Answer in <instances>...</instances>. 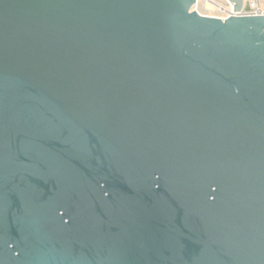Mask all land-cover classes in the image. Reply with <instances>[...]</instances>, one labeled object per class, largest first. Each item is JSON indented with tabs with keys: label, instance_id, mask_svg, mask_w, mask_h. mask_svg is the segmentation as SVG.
Wrapping results in <instances>:
<instances>
[{
	"label": "water",
	"instance_id": "95a60500",
	"mask_svg": "<svg viewBox=\"0 0 264 264\" xmlns=\"http://www.w3.org/2000/svg\"><path fill=\"white\" fill-rule=\"evenodd\" d=\"M0 0V264H264V14Z\"/></svg>",
	"mask_w": 264,
	"mask_h": 264
},
{
	"label": "rangeland",
	"instance_id": "374dc122",
	"mask_svg": "<svg viewBox=\"0 0 264 264\" xmlns=\"http://www.w3.org/2000/svg\"><path fill=\"white\" fill-rule=\"evenodd\" d=\"M213 1L219 4L222 8L219 9L220 6L218 7L216 5L215 7H209L206 4H201L199 7L196 8L194 7L193 9L200 12V14L202 15L216 16V17L226 16L232 11L231 9H229L230 4H228L226 0H213ZM206 6L207 8H211V10L207 9Z\"/></svg>",
	"mask_w": 264,
	"mask_h": 264
},
{
	"label": "built area",
	"instance_id": "2783aa9c",
	"mask_svg": "<svg viewBox=\"0 0 264 264\" xmlns=\"http://www.w3.org/2000/svg\"><path fill=\"white\" fill-rule=\"evenodd\" d=\"M197 2H198V0H197ZM235 14L236 13H235L234 9H232V11L229 14H227L226 16H223L224 18H222V19H225V18H227L231 15H235ZM259 14H264V7H263L260 0H244L243 8L240 12H238V15H259Z\"/></svg>",
	"mask_w": 264,
	"mask_h": 264
},
{
	"label": "bare ground",
	"instance_id": "6f19581e",
	"mask_svg": "<svg viewBox=\"0 0 264 264\" xmlns=\"http://www.w3.org/2000/svg\"><path fill=\"white\" fill-rule=\"evenodd\" d=\"M227 1V3L228 4H230V6H229V9H234V4L233 3H231L229 0H226ZM201 4H206V5H208L209 7H215V5L216 6H220L219 4H217L215 1H213V0H198V2H197V4L195 5V8L196 7H199ZM206 8H207V6H206ZM220 8H222L221 6L219 7V9ZM228 8V7H227ZM243 8V7H242ZM207 9H210L211 10V8H207ZM200 13V12H199ZM214 17H216V16H214ZM221 18H224V17H221Z\"/></svg>",
	"mask_w": 264,
	"mask_h": 264
},
{
	"label": "crops",
	"instance_id": "0c3cea01",
	"mask_svg": "<svg viewBox=\"0 0 264 264\" xmlns=\"http://www.w3.org/2000/svg\"><path fill=\"white\" fill-rule=\"evenodd\" d=\"M260 1H261L262 5H263V7H264V0H260Z\"/></svg>",
	"mask_w": 264,
	"mask_h": 264
}]
</instances>
